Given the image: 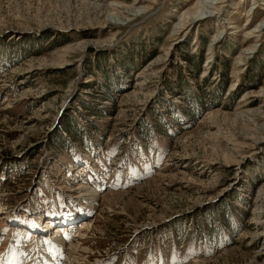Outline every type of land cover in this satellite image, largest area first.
<instances>
[{
	"label": "rangeland",
	"instance_id": "obj_1",
	"mask_svg": "<svg viewBox=\"0 0 264 264\" xmlns=\"http://www.w3.org/2000/svg\"><path fill=\"white\" fill-rule=\"evenodd\" d=\"M198 1L0 0V264H264V0Z\"/></svg>",
	"mask_w": 264,
	"mask_h": 264
},
{
	"label": "bare ground",
	"instance_id": "obj_2",
	"mask_svg": "<svg viewBox=\"0 0 264 264\" xmlns=\"http://www.w3.org/2000/svg\"><path fill=\"white\" fill-rule=\"evenodd\" d=\"M142 1L145 3L146 6H143V7L139 6L138 7L137 5H135L136 7H131V9L130 8L127 9L125 6L123 7V6H119V5L108 6L107 8L109 10V13L106 16L107 17L106 22L110 23V24L118 25V26H124V25H126L128 23V21H130V20H132V19H134V18H136V17H138V16H140V15H142L144 13H147L149 11V9H150V6H149L150 2L153 3L154 0H142ZM224 3H225V0H199L197 2V4L191 10H189L188 12H186L185 14H183L180 17L179 22L177 23L175 28L177 30H181V29L187 28V27L192 26V25H194V24H196L198 22H201L202 20H205V19H208V18H211V17H214V18L216 17L217 19L221 20V14L223 12L222 5ZM219 6H221V8H219ZM262 32H264V20L261 21L252 30V34H255V35L256 34H261ZM224 35H225V31L219 32L218 36H216L214 41H213L214 45L218 41H220L224 37ZM214 45H212V48L214 47ZM255 50H256L255 45H253L250 48L246 49L244 51V54H242V56L240 57V62H242V63L245 62V60H247V57L249 58L255 52ZM90 196H91V200H93L92 203L94 205H96V203L98 201L97 199L99 197L98 191L95 190V191L91 192ZM34 227H36L35 228V232H39L41 235L45 234L46 231H47L46 229L44 230L41 227H38L36 225V223L34 224ZM49 227H51V226L49 225ZM86 229L88 230V228H86ZM55 247L58 248V245L55 244ZM15 249H16L15 246H13V252H12L11 255L16 254ZM59 264H65V262L60 260Z\"/></svg>",
	"mask_w": 264,
	"mask_h": 264
},
{
	"label": "trees",
	"instance_id": "obj_3",
	"mask_svg": "<svg viewBox=\"0 0 264 264\" xmlns=\"http://www.w3.org/2000/svg\"><path fill=\"white\" fill-rule=\"evenodd\" d=\"M74 123H76V122H74ZM65 124H66V123H65ZM65 124H64V125H65ZM68 128H69V129H68ZM68 128L65 127V130H63V128H61L62 131H64L63 134H64V135L67 134L66 136L71 137V138H70L71 140H72V137H73V138L76 137V139H78V134H77L76 130L74 131V126L69 124ZM71 129H72V130H71ZM64 140L67 141L68 139H65V137H62L63 145H62L61 147H63V149H66V145H65V143H67V142H65ZM73 141L76 142L77 140H74V139H73ZM69 142H70V141H69ZM69 142H68V143H69ZM67 146H68V145H67Z\"/></svg>",
	"mask_w": 264,
	"mask_h": 264
}]
</instances>
